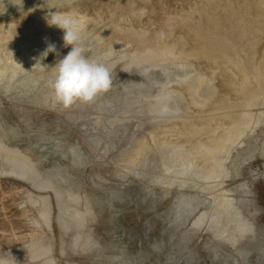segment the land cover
<instances>
[{"label": "rangeland", "instance_id": "1", "mask_svg": "<svg viewBox=\"0 0 264 264\" xmlns=\"http://www.w3.org/2000/svg\"><path fill=\"white\" fill-rule=\"evenodd\" d=\"M54 15L109 54L90 103ZM0 262L264 264V0H0Z\"/></svg>", "mask_w": 264, "mask_h": 264}, {"label": "clouds", "instance_id": "2", "mask_svg": "<svg viewBox=\"0 0 264 264\" xmlns=\"http://www.w3.org/2000/svg\"><path fill=\"white\" fill-rule=\"evenodd\" d=\"M51 25L64 30V46H71L67 55L56 63L53 78L48 81L54 100L69 108L76 103H90L109 91L113 85L112 66L105 62L109 54L102 58L86 55L88 50L83 45L79 23L72 17L54 15ZM55 51V45L50 43L41 57Z\"/></svg>", "mask_w": 264, "mask_h": 264}, {"label": "bare ground", "instance_id": "3", "mask_svg": "<svg viewBox=\"0 0 264 264\" xmlns=\"http://www.w3.org/2000/svg\"><path fill=\"white\" fill-rule=\"evenodd\" d=\"M2 146V145H1ZM208 154V153H207ZM20 157V156H19ZM179 160V159H178ZM12 162V161H11ZM16 162V161H15ZM180 164H182V163H180ZM17 166V165H16ZM17 168V167H16ZM31 169V168H30ZM35 174V173H34ZM26 177V176H25ZM40 200V199H39ZM42 200V199H41ZM89 212V211H88ZM76 213V212H75ZM71 216V215H70ZM76 217H77V215H76ZM200 220H202L201 219V216L196 220V223L197 222H199ZM72 240V239H71Z\"/></svg>", "mask_w": 264, "mask_h": 264}]
</instances>
